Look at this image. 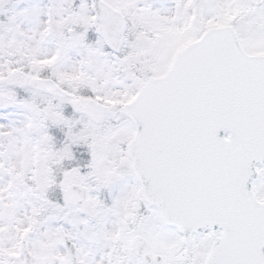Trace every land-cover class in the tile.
Returning <instances> with one entry per match:
<instances>
[{
    "label": "snow or ice",
    "instance_id": "snow-or-ice-1",
    "mask_svg": "<svg viewBox=\"0 0 264 264\" xmlns=\"http://www.w3.org/2000/svg\"><path fill=\"white\" fill-rule=\"evenodd\" d=\"M0 264H264V0H0Z\"/></svg>",
    "mask_w": 264,
    "mask_h": 264
}]
</instances>
